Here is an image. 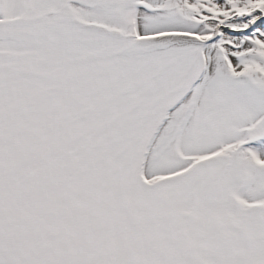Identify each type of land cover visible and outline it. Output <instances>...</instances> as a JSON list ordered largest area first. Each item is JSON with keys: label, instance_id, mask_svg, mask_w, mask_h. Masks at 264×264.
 I'll return each instance as SVG.
<instances>
[{"label": "snow or ice", "instance_id": "obj_1", "mask_svg": "<svg viewBox=\"0 0 264 264\" xmlns=\"http://www.w3.org/2000/svg\"><path fill=\"white\" fill-rule=\"evenodd\" d=\"M0 264H264V0H0Z\"/></svg>", "mask_w": 264, "mask_h": 264}]
</instances>
